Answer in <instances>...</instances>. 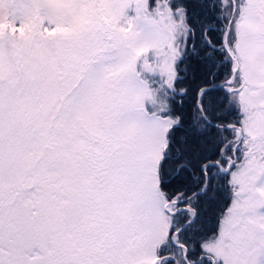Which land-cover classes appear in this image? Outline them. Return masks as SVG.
Here are the masks:
<instances>
[{
	"label": "snow or ice",
	"instance_id": "6c2138e0",
	"mask_svg": "<svg viewBox=\"0 0 264 264\" xmlns=\"http://www.w3.org/2000/svg\"><path fill=\"white\" fill-rule=\"evenodd\" d=\"M0 264H264V0H0Z\"/></svg>",
	"mask_w": 264,
	"mask_h": 264
}]
</instances>
